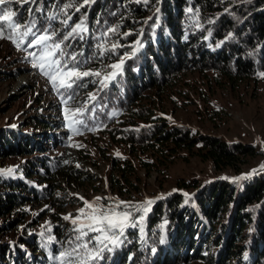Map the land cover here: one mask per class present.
Here are the masks:
<instances>
[{"label": "trees", "instance_id": "1", "mask_svg": "<svg viewBox=\"0 0 264 264\" xmlns=\"http://www.w3.org/2000/svg\"><path fill=\"white\" fill-rule=\"evenodd\" d=\"M5 6L24 23L35 20L38 28L55 33L57 41L83 21L87 30L72 35L62 47L67 45V52L77 54L84 70L100 71L103 76L111 71L107 65L125 57L122 72L107 87H101L98 77H84L78 81L84 86L75 89L68 105L55 90L63 111L86 108L79 117L83 124L74 125L83 136L106 137L108 143L124 148L125 156L107 158L109 188L120 202L141 206L129 209V224L136 221V226L126 227L115 246L107 242L101 258L90 262L264 264V173L232 182L179 183V191L147 204L134 185L139 180L136 169L150 167L153 161L130 159L151 155L159 162L166 154L185 150L210 162L216 173L239 175L250 165L258 155L253 146L171 126L155 118L148 105L150 96L146 104H140L148 92L151 98L164 94L189 69L216 71L231 81L260 78L264 74V0H89L86 4L82 0H11ZM68 16L67 24L63 23ZM117 26L116 33L107 31ZM30 39L25 38L22 47L39 54V48L27 47ZM113 43L121 46L113 50ZM90 95L96 99H89ZM44 151L13 129L0 131V161L17 155L31 158L24 159L23 165L0 169V219L12 216L0 228V264H58V254L72 252L80 243L77 231L66 245L60 241L64 238L59 215L62 200L50 192L62 185L79 186L83 176L42 155ZM82 158L86 161L88 154ZM42 202L57 203L56 225L25 229L29 224H25L23 208ZM101 202L113 204L108 199ZM18 228L20 232L13 231ZM96 235L88 232L83 237L89 249L96 244L89 237Z\"/></svg>", "mask_w": 264, "mask_h": 264}, {"label": "rangeland", "instance_id": "2", "mask_svg": "<svg viewBox=\"0 0 264 264\" xmlns=\"http://www.w3.org/2000/svg\"><path fill=\"white\" fill-rule=\"evenodd\" d=\"M8 31L5 35H8ZM32 60L26 48L18 49L11 40L0 39V131L9 128L23 137L27 136L33 145L45 148L42 155L75 168L83 176L79 181L82 185H62L55 192L47 191L63 202H59L63 209L59 215L60 230L64 237L60 241L66 245V239L73 236L81 222H85L80 210L90 211L85 207V200L97 204H102L101 200L106 199L120 202L109 188L110 164L107 158L125 156V150L108 143L106 137L87 139L83 136L84 132L75 126V132L69 128L55 89H52L51 83L39 69L33 67ZM177 77L169 89L157 98H151L152 92L146 93L147 98L140 106L146 104L150 96L148 105L155 118L196 134L217 136L227 142L253 146L258 155L239 175L232 172L216 173L210 162H203L193 152L185 150H177L172 154L168 152L171 155L166 154L159 162L151 155L148 158L146 155H135L136 158L130 157L132 162L138 159L153 161L150 167L140 166L136 169L139 180L134 185L140 193L139 198L146 202L167 192L179 191V183L196 180L202 185L213 181L232 182L264 173V74L255 80L245 79L241 82L228 80L216 71L189 69ZM36 121L41 123L40 126H27ZM86 153L88 159L85 161L82 157ZM24 159L31 158L17 155L2 159L0 169L23 165ZM97 197L102 199L96 201ZM56 207L57 203L54 202L24 207L25 224H29L25 229L56 225L53 217L57 213ZM11 217L0 219V228L8 224L6 222ZM74 219L78 221L76 227H73ZM13 231L20 232L19 228ZM196 231L199 236L200 227ZM82 255L81 249L72 258L64 260L63 264H70L72 259L79 264ZM105 260L94 263L90 260L88 264H104ZM57 263L61 264V257ZM107 264L117 262L109 260Z\"/></svg>", "mask_w": 264, "mask_h": 264}, {"label": "snow or ice", "instance_id": "3", "mask_svg": "<svg viewBox=\"0 0 264 264\" xmlns=\"http://www.w3.org/2000/svg\"><path fill=\"white\" fill-rule=\"evenodd\" d=\"M82 2L86 4L89 0H82ZM144 2L147 3L148 0H144ZM6 3L10 4L11 0H0V22H6V24L0 23V39H9L18 49H21L25 44V38L32 37V39L27 41V47L40 49L39 54L36 52L29 53L33 58L32 65L38 68L49 80L57 94L61 96L65 105H68L69 100L74 98L76 94L75 89L84 86L78 83L84 77H98V82L101 87H107V82L115 79L122 72L125 57H121L116 63L107 65L111 71L102 76L100 71L84 70L82 68V63L84 62L77 60V54L67 52L65 50L67 45L62 47V43L69 40L72 35L80 34L87 30L84 27L83 21L75 24L60 41H57L54 39L55 33H49L46 29L38 28L35 20L24 23L23 20L14 19L17 17V12L13 11L10 6H5ZM70 18L68 16L63 23L67 24ZM118 27L109 28L107 31L116 33ZM6 31H8V35H5ZM124 35H128V33ZM136 43L139 44V41ZM120 46L116 43L111 45L113 50ZM135 51L136 49L133 48L131 54L134 55ZM89 99L95 100L96 97L95 95H90ZM85 111V107H78L76 109L65 108V119L69 121V128L74 132L77 131L74 128L75 124H83V120L79 117L83 116ZM262 168H264V165H262ZM12 171V169L7 170L8 173ZM253 171L255 172L256 170ZM251 174L249 173V175ZM185 195L187 194L185 193ZM101 199V197H97L96 201H100ZM146 203L151 204L152 201H147ZM84 204L90 211L85 212L84 209L80 210V215L84 217L85 221L81 222L79 228L75 229L80 233L76 237V240L80 241V243L73 248L72 252L65 251L60 253L61 264H63L64 260L72 258L73 254L81 249L83 250V255L79 257V264H88L89 260L100 259V253L107 247L106 241L115 246L119 242V238L123 236L126 227L136 226V221H132L131 225L129 224L132 218V212L129 209L136 208L139 210L141 207L131 205L128 202H113L112 205L106 206L104 204H97L95 201L89 202L85 200ZM117 209H120V211H117ZM144 211H147V208H144ZM68 218L65 217V219ZM77 222L76 219L73 220L74 224ZM85 229L88 231L86 232ZM88 232L98 234L94 237H89V240L96 242L91 249H89L88 243L83 239V237L88 235ZM70 264H76V260L72 259Z\"/></svg>", "mask_w": 264, "mask_h": 264}]
</instances>
